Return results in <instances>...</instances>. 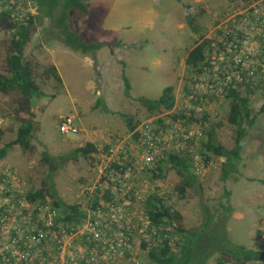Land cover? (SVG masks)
Returning a JSON list of instances; mask_svg holds the SVG:
<instances>
[{"label": "rangeland", "instance_id": "1", "mask_svg": "<svg viewBox=\"0 0 264 264\" xmlns=\"http://www.w3.org/2000/svg\"><path fill=\"white\" fill-rule=\"evenodd\" d=\"M84 1L88 13L73 11L72 29L87 42L107 45L94 59L67 47L57 34L48 33L45 29L51 27V20L46 19L38 26L26 48V59L34 68L41 92L32 107V148L18 146L0 159V177L12 168L26 191L41 189L53 181L66 204L81 201L83 189L94 178V156L105 152L108 145L117 146L129 137L131 131L124 114L132 115L134 121L141 123L160 113L148 111L138 98L157 99L166 86L172 85L176 101H180L183 88L196 74L186 67L189 50L202 38L212 37L233 8L256 0ZM24 10L27 16L29 11L37 12L36 7ZM8 43L9 33L0 30V73L7 63ZM51 65L56 66L60 82L53 75H47L46 69ZM124 77L130 83L129 95ZM254 91L252 114L259 112L264 104V89ZM17 107L11 94L0 92V128L4 131L0 146L14 140L21 124L30 118L27 111ZM228 113L229 101L220 100L209 112V118L199 121L192 131H206L211 124L215 125L216 140L231 149L237 133L235 126L227 121ZM66 115L80 128L78 134L62 135L59 131V122ZM88 142L98 147V153L72 156L73 150ZM244 142L237 169L227 179L222 178L225 158L214 155L206 166L202 148L198 146L193 156L194 173L200 184L190 187L183 198L176 190L181 177L168 164L164 166V179L153 175L146 178L151 181L152 189H162L167 204L184 215L190 229L202 230L210 217L214 218L212 225L215 226L224 217L226 227H220L218 234L227 233L235 243L264 251V224L261 226L264 220V113H258ZM69 156L71 159H67ZM52 168L55 172L51 181ZM140 187L142 197L135 201L134 210L144 206L148 196L147 188L141 183ZM214 237L212 232L203 235L200 246L209 249ZM220 255H223L221 251L215 253L208 264H215V256ZM130 257L120 259L117 264H153L140 245L139 234ZM251 264H264V258Z\"/></svg>", "mask_w": 264, "mask_h": 264}, {"label": "built area", "instance_id": "2", "mask_svg": "<svg viewBox=\"0 0 264 264\" xmlns=\"http://www.w3.org/2000/svg\"><path fill=\"white\" fill-rule=\"evenodd\" d=\"M228 15L210 37L205 63L189 78L181 100L139 123L117 146L94 156V178L84 188L81 202L85 217L65 220L51 199L29 200L12 168L3 172L0 264H117L131 258L138 234L147 249L164 243L174 246V237L150 225L145 205L134 210L142 197L140 183L148 196L162 195L146 177L169 153L198 148L202 129L192 131L197 122L188 119L209 114L227 99L228 88L264 79V0L233 8ZM59 131L71 135L80 128L66 115Z\"/></svg>", "mask_w": 264, "mask_h": 264}, {"label": "trees", "instance_id": "3", "mask_svg": "<svg viewBox=\"0 0 264 264\" xmlns=\"http://www.w3.org/2000/svg\"><path fill=\"white\" fill-rule=\"evenodd\" d=\"M36 7L37 12L29 11L26 15L25 9ZM88 6L84 0H0V30L9 33V43L7 46V63L4 71L0 73V92L11 94L15 98L18 110L27 111L30 115L29 120H25L19 127L17 137L0 146V159L6 158L8 152L18 146L30 150L32 148V138L34 125L32 117V107L34 99L40 96V86L36 80L34 68L30 61L26 59V48L32 41L33 35L41 26L44 20H51V27L48 33L60 36L61 41L69 48L89 55L96 59V53L106 46L103 42H87L70 24L73 11L88 13ZM25 12V13H24ZM211 38H202L196 45L189 50L186 57V67L190 71L199 72L206 60V54ZM47 75H53L57 81H61L55 65L46 69ZM125 88L129 95L130 83L124 77ZM264 89V79L255 83L239 84L237 87L228 88L227 100L229 101V113L227 121L235 126L237 133L235 146L228 149L218 143L216 140V126L210 125L206 131L202 130V138L199 140V147L202 148V157L206 166L209 165L212 156L224 157L222 178L236 171L237 162L241 158V151L244 147L245 137L255 124L258 113H264V104L261 110L252 114L251 97L256 89ZM174 86H166L161 96L157 99L139 97L138 100L151 113L163 110H171L175 106L176 97ZM106 112L109 110L105 107ZM179 115H173L177 118ZM126 123L130 131H133L139 124L134 121V117L124 114ZM208 114L202 118L190 117L188 122L206 121ZM3 129L0 128V144L3 136ZM205 133V135H204ZM205 136V137H204ZM109 147V148H108ZM107 147L109 151L110 146ZM98 153V147L93 142H88L72 151V156H94ZM72 156L67 157L71 159ZM193 151L191 148L181 149L179 152H171L162 161V165L154 167L152 171L153 178L162 177L164 166L174 170L181 180L177 184L176 190L183 198L189 188L195 184H200L198 176L194 173ZM52 175L55 169H51ZM1 197V196H0ZM27 197L31 201L53 199L60 215L67 221H79L86 216L83 205L66 204L58 195L55 183L52 181L44 185L41 189L30 190ZM99 206V205H98ZM94 209H99L97 206ZM145 213L148 216L150 225L157 227L162 232L168 233L175 238L174 246L167 243L159 247L147 249V243L142 242V248L146 251L149 261L153 264H208L209 260L221 251L223 255L215 256V264H251L253 261L264 258V251L249 249L243 245L235 243L230 237L218 234V229L226 227L224 217L212 225L213 217L204 222L202 230L195 231L190 229L185 223L184 215L173 207L168 205L164 196L153 193L145 200ZM213 226V228L211 227ZM208 232L215 233V237L210 243L209 249L200 246V239ZM263 233V231H261ZM177 245V246H176ZM228 256V257H226ZM80 264H85L81 262Z\"/></svg>", "mask_w": 264, "mask_h": 264}, {"label": "clouds", "instance_id": "4", "mask_svg": "<svg viewBox=\"0 0 264 264\" xmlns=\"http://www.w3.org/2000/svg\"><path fill=\"white\" fill-rule=\"evenodd\" d=\"M159 112H160V111H159ZM62 135H63V134H62ZM90 182H91V181H90ZM90 182H89V183H90ZM89 183H87V184H89ZM87 184H86V185H87ZM85 187H86V186H85ZM83 190H84V189H83ZM27 193H28V191H27ZM82 198H83V194H82ZM51 200H52L53 203H54V200H53V199H51ZM81 202H82V199H81L80 203H81ZM81 204H82V203H81ZM54 205H55V204H54ZM55 206H56V205H55Z\"/></svg>", "mask_w": 264, "mask_h": 264}, {"label": "bare ground", "instance_id": "5", "mask_svg": "<svg viewBox=\"0 0 264 264\" xmlns=\"http://www.w3.org/2000/svg\"><path fill=\"white\" fill-rule=\"evenodd\" d=\"M25 13V12H24ZM28 14V13H27ZM109 146V145H108ZM109 148V147H108ZM107 151V150H106ZM146 177V176H145ZM152 180V179H151ZM26 191V190H25ZM1 198V197H0ZM142 201V200H141ZM138 202V201H137ZM140 202V201H139ZM138 204V203H137ZM140 204V203H139ZM136 206V205H135Z\"/></svg>", "mask_w": 264, "mask_h": 264}, {"label": "crops", "instance_id": "6", "mask_svg": "<svg viewBox=\"0 0 264 264\" xmlns=\"http://www.w3.org/2000/svg\"><path fill=\"white\" fill-rule=\"evenodd\" d=\"M114 6H116V4H115ZM117 6H118V5H117Z\"/></svg>", "mask_w": 264, "mask_h": 264}]
</instances>
